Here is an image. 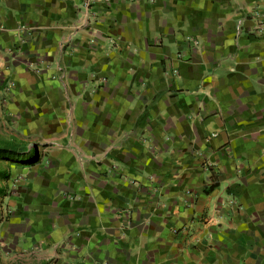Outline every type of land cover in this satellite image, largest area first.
I'll list each match as a JSON object with an SVG mask.
<instances>
[{"label": "crops", "instance_id": "crops-1", "mask_svg": "<svg viewBox=\"0 0 264 264\" xmlns=\"http://www.w3.org/2000/svg\"><path fill=\"white\" fill-rule=\"evenodd\" d=\"M5 120L7 264H264V0H0Z\"/></svg>", "mask_w": 264, "mask_h": 264}, {"label": "rangeland", "instance_id": "rangeland-1", "mask_svg": "<svg viewBox=\"0 0 264 264\" xmlns=\"http://www.w3.org/2000/svg\"><path fill=\"white\" fill-rule=\"evenodd\" d=\"M60 80V77L58 78ZM61 82V81H60ZM63 82V81H62ZM64 87V84H61ZM61 86V87H62ZM62 87V88H63ZM98 88V87H96ZM71 99L70 101H72ZM67 100H65V103ZM68 104V103H67ZM64 108H66L64 106ZM65 112V109H64ZM8 122H10L8 120ZM8 122H0V149L4 147L17 148L18 152L21 153L20 149L26 147V151L31 157L29 151L34 148V143L30 139L28 132L23 133L22 131H17L8 125ZM66 126H71V121L66 122ZM72 130H70L71 132ZM67 134V133H66ZM36 151L39 155V160L36 164H24L21 163V159L17 158H8L0 159V185L5 187L7 197L4 198L3 202L0 204V264H7V252L8 247L6 243V236L10 223L16 219L23 218L24 220L33 216L32 213L22 210L23 198L22 191L18 188V182L22 181V173L27 171H32L36 166L41 163L42 158L46 155V150L44 147L36 146ZM78 168L81 170L80 166H83V158L78 157ZM6 175V178L4 176ZM39 197H36V200ZM21 206V207H20ZM26 214V216H24ZM37 215V213H35ZM34 215V216H35ZM16 224V223H15ZM3 258V259H2Z\"/></svg>", "mask_w": 264, "mask_h": 264}, {"label": "trees", "instance_id": "trees-1", "mask_svg": "<svg viewBox=\"0 0 264 264\" xmlns=\"http://www.w3.org/2000/svg\"><path fill=\"white\" fill-rule=\"evenodd\" d=\"M26 147H24L23 149L21 148L19 153L17 150V148H12V147H4L0 149V159H8V158H19L23 161H21V163L24 164H36L39 160V155L36 151V148H32L29 153L31 154V157H29V154L27 153ZM4 178H6V175L4 176ZM215 187V185L209 187L207 192H209L210 190H212ZM7 197V193H6V189L5 187L0 185V204L1 202H3L4 198ZM1 218V216H0Z\"/></svg>", "mask_w": 264, "mask_h": 264}, {"label": "built area", "instance_id": "built-area-1", "mask_svg": "<svg viewBox=\"0 0 264 264\" xmlns=\"http://www.w3.org/2000/svg\"><path fill=\"white\" fill-rule=\"evenodd\" d=\"M178 57H180V55H178Z\"/></svg>", "mask_w": 264, "mask_h": 264}]
</instances>
